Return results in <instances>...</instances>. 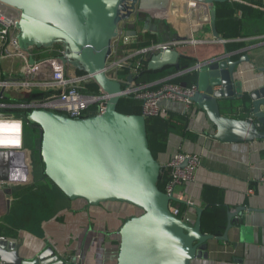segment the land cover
<instances>
[{
	"label": "water",
	"instance_id": "95a60500",
	"mask_svg": "<svg viewBox=\"0 0 264 264\" xmlns=\"http://www.w3.org/2000/svg\"><path fill=\"white\" fill-rule=\"evenodd\" d=\"M229 1L0 0V13L16 23L24 50L61 44L63 62L92 74L94 83L111 95L101 114L73 118L40 109L28 114L27 121L40 129L45 175L70 200L84 199L91 205L125 202L141 210L119 232L118 264H192L195 259H208V241L227 239L241 210L228 212L226 231L218 236L203 231V208L194 206V222L171 211L172 197L158 186L164 165L150 148L147 117L118 110L123 85L107 73L123 23L128 25V36L139 35L142 23L145 30L158 34L156 18L162 22L166 17L180 27L209 24L213 35L226 43L217 29V4ZM180 56L173 47L160 50L150 58L148 69L180 68ZM243 61H251L248 54L238 60L224 54L198 62V89L192 101L216 126L214 138L222 142L264 140V84L246 99L242 82L235 79ZM237 98L250 107L248 118L222 112V101ZM7 243L0 237V259L5 264H79L52 246L25 258L19 244L9 242L7 247Z\"/></svg>",
	"mask_w": 264,
	"mask_h": 264
},
{
	"label": "crops",
	"instance_id": "0c3cea01",
	"mask_svg": "<svg viewBox=\"0 0 264 264\" xmlns=\"http://www.w3.org/2000/svg\"><path fill=\"white\" fill-rule=\"evenodd\" d=\"M154 22L158 24L156 35L145 30L141 24L143 41H150L155 36L157 42L153 44L170 43L181 55L192 57L195 65L224 54L234 60L248 54L251 61H243L237 67L235 79L242 82L245 94L264 84V72L261 71L264 68V19L245 21L246 36L238 40L246 45L231 54L226 51L228 40L225 43L216 38L209 24L180 27L166 17L162 22H158L157 18ZM168 79L159 78L148 84L156 87L168 82ZM245 102L241 98L222 101V112L231 117L248 118L250 114L245 110L248 106ZM164 104L169 111L186 113L189 116V129L198 134L195 140L170 134L166 152L158 157L163 165L177 152L200 157L201 164L196 170L195 179L185 183L181 189L183 196L193 201L194 206L205 210L202 192L204 185L211 184L224 189L227 217L230 210L241 209L228 231V238L210 239L209 258L195 259L192 264H264V140L219 141L214 138L216 126L195 103L190 107L181 101ZM33 180L29 179L30 182ZM13 186L15 184L0 186V237L8 242L7 247L9 242L19 244L20 255L25 258L52 246L62 257L75 259L79 264H118L119 232L129 218L139 213L133 205L111 201L91 205L84 199L70 200L55 186L65 205L55 215L43 219L37 229L16 228L11 221L12 213L17 208L13 197L17 189H10ZM187 206L182 218L194 222L197 211L194 206ZM226 227L227 218L213 220L203 211L202 228L207 233L223 235ZM213 228L218 233L211 232ZM0 264L5 263L0 259Z\"/></svg>",
	"mask_w": 264,
	"mask_h": 264
},
{
	"label": "built area",
	"instance_id": "2783aa9c",
	"mask_svg": "<svg viewBox=\"0 0 264 264\" xmlns=\"http://www.w3.org/2000/svg\"><path fill=\"white\" fill-rule=\"evenodd\" d=\"M241 14L238 12L239 16ZM127 29L128 25L123 23L107 66L108 75L123 85L122 98L133 97L139 101L141 114L147 118L167 117L169 110L164 102L181 101L188 107L193 105L192 96L198 89L197 84L186 87L166 81L152 87L134 79L140 72L142 59H149L172 45L158 43L131 49L130 45L138 42L136 38L140 33L128 36ZM18 33L16 23L0 13V186L12 183L11 180L16 178L15 185L29 180L31 158L25 148L28 114L48 109L73 118L93 116L105 112L111 97L100 88L95 91L88 87L94 82L92 74H78L63 62V48L56 53H53V46L30 47L26 51L21 47ZM31 57L35 59L33 63ZM126 68L131 73L120 76V71ZM192 70L199 71L200 66L197 64ZM200 164L198 155L184 152H177L165 164L170 171L165 192L172 197L170 208L176 215L179 212L177 205H173L176 201L194 206L193 201L183 196L181 189L195 179Z\"/></svg>",
	"mask_w": 264,
	"mask_h": 264
},
{
	"label": "trees",
	"instance_id": "16d2710c",
	"mask_svg": "<svg viewBox=\"0 0 264 264\" xmlns=\"http://www.w3.org/2000/svg\"><path fill=\"white\" fill-rule=\"evenodd\" d=\"M238 12L242 13L241 16L238 15ZM262 19H264V0H231L226 3L217 4V29L220 36L223 39L228 40L227 49L230 52L242 49L246 45L245 42L238 40L239 38L246 36L244 34L245 21H259ZM138 40V42L130 45L131 49L142 48L157 42L155 36H153L152 40L150 41H143V36L141 33L138 37ZM62 48L63 46L61 44H55L53 46V53H56V50ZM149 61L150 58L142 59V67L140 72L134 76V79L138 83L148 84L159 78L169 77L168 82L186 87L197 84L199 71L192 70L196 64V61L192 57L184 55L182 58H180V68H177L174 65H169L162 69L149 70ZM130 71L131 70L129 68H126L125 70L120 71V76L125 77L128 73H131ZM76 72L78 74L86 73L80 70H76ZM158 86L159 85L156 87ZM88 87L95 91L99 90V86L94 82L89 84ZM246 99H249L248 94H246ZM118 110L127 114H141L142 112L141 103L135 100L133 97L122 98L119 102ZM245 110L250 111V107H246ZM188 119L189 116L186 113H178L174 111H169V115L167 117L151 116L147 118L149 144L153 155L156 158L159 157L160 153L166 152L168 147V139L172 133L192 140L198 138V134L189 129ZM30 126L31 124H27L26 132ZM38 152L40 153V150ZM36 161L37 160L35 159V163H37ZM40 161L42 162L41 159ZM169 172L170 171L164 165L158 183V186L162 191H166V184L170 179ZM43 174L46 176L44 170ZM46 178L49 179L47 176ZM202 193L203 199L206 203L204 215L210 217L213 220L218 218L226 219L228 206L224 202V189L215 185L206 184L204 185ZM173 205H177L179 209L177 215L179 217H182L188 207L183 201H176L173 203ZM203 231L206 232L207 230L203 229ZM210 231L213 233H218V230L215 228L211 229Z\"/></svg>",
	"mask_w": 264,
	"mask_h": 264
},
{
	"label": "rangeland",
	"instance_id": "374dc122",
	"mask_svg": "<svg viewBox=\"0 0 264 264\" xmlns=\"http://www.w3.org/2000/svg\"><path fill=\"white\" fill-rule=\"evenodd\" d=\"M39 147L40 130L31 125L26 132L25 148L27 156L30 155L31 158L29 179L33 178L34 180L33 182L28 180V183H17L18 185L10 187L11 190L17 189L13 192L14 203L17 208L12 213L13 216L11 218L16 228L28 227L37 229L43 219L55 215L65 205L64 199L61 197L57 187H55L56 185L43 174L45 166L38 155ZM35 159L37 163H35ZM11 182L15 183V181ZM13 183H8V185L10 186ZM134 208L136 209L135 206ZM136 210L141 213L140 209L137 208Z\"/></svg>",
	"mask_w": 264,
	"mask_h": 264
},
{
	"label": "flooded vegetation",
	"instance_id": "af4514ba",
	"mask_svg": "<svg viewBox=\"0 0 264 264\" xmlns=\"http://www.w3.org/2000/svg\"><path fill=\"white\" fill-rule=\"evenodd\" d=\"M37 128H39V127H37ZM40 130V129H39ZM38 150H40V149H38ZM38 155H39V158H40V153L38 152ZM36 158V157H35Z\"/></svg>",
	"mask_w": 264,
	"mask_h": 264
}]
</instances>
